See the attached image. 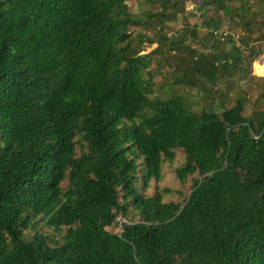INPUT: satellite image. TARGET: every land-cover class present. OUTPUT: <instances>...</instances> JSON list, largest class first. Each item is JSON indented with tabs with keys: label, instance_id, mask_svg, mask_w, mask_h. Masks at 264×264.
<instances>
[{
	"label": "trees",
	"instance_id": "1",
	"mask_svg": "<svg viewBox=\"0 0 264 264\" xmlns=\"http://www.w3.org/2000/svg\"><path fill=\"white\" fill-rule=\"evenodd\" d=\"M157 1L137 14L126 0H0V264H264V97L246 114L244 94L202 105L176 91L252 75L262 48L197 53L184 39L198 26L168 35L175 1ZM261 3L200 0L201 24L262 39ZM163 50L179 74L152 97ZM179 149L188 194H145Z\"/></svg>",
	"mask_w": 264,
	"mask_h": 264
},
{
	"label": "rangeland",
	"instance_id": "2",
	"mask_svg": "<svg viewBox=\"0 0 264 264\" xmlns=\"http://www.w3.org/2000/svg\"><path fill=\"white\" fill-rule=\"evenodd\" d=\"M172 2L175 1V7H170L169 11H174L175 17L172 21L169 23V29L167 27L165 28V32L169 34H175L176 31H180L185 23H187L189 26L196 25L197 28V37L198 41L194 40V37L190 34L191 32H188L187 38L184 39L186 41L185 43H188L190 46L195 48V52L202 53L205 55L210 54L213 52L214 49L217 48L218 51L220 49H224L225 51H228L231 49L232 45L234 44L235 47L239 48L242 52L241 55L244 56V60H249V52L252 48L255 47V45L259 46V50L262 48L263 52H258L257 55L253 58L250 64V71L252 72V75L249 74V76L245 75V78L241 79L240 71H234L233 79L231 80H218V82H215L213 84H209L208 82L206 85L210 88L212 91L211 94H207L206 91L200 90L195 87H189L185 84H176V91L179 93H196L199 94L197 97L192 98V102L196 104L197 100H200L201 104L204 105L206 103L217 102V99L219 98V94H226L228 95L225 97V100H233L234 97H237L239 95L244 94L246 96L247 102L245 105V112L246 114H249L252 110V104L256 101V99L259 100L263 99V95H261V91L264 86V82L261 80L259 76H264V73L259 71L258 64H257V58L261 55H264V37L261 39L259 38V32L264 31V0H262L261 4H256L252 6L253 10L257 11L256 16L253 18V22L251 23V27L253 28L254 32L252 33L251 38L258 37V40L251 39L247 43H245L243 40H241V37H244L247 35L248 32L243 31V33H239V24L229 23L227 27H220L217 30V33L215 34H209L208 29L201 24L202 18L199 17L200 15V6L198 5V2L200 0H171ZM255 1V0H250ZM126 2L129 5L131 12H136L137 14H142L144 9L150 8L152 10H155L158 8V1H148V0H126ZM171 5V3H170ZM205 19H209L211 15V10H208ZM221 14V12H219ZM250 14H248V17ZM236 19V18H234ZM231 21V20H230ZM232 22V21H231ZM227 29L230 34L227 32H224L223 30ZM144 31L147 35L150 37H156V32H153L152 30H144L143 28H139L138 32ZM239 33V35H237ZM229 35L232 36V41L227 42V39H229ZM157 42H153V44H143L139 45L136 44L134 48L138 51H142V53L149 52L153 48H156V45L159 44V40L155 39ZM215 40H218L219 43L216 47L212 45V43H215ZM159 41V42H158ZM144 46H146L144 48ZM150 66V69L152 70L153 78L152 81H154L155 85V92L151 94L152 97L161 94L159 91L163 88L164 81L169 80L170 78H174V76H178L179 71H177L174 68L175 63V57H173L168 50H163L155 57ZM254 65V68H253ZM246 66V65H245ZM250 72V73H251ZM200 77V76H199ZM239 77V78H238ZM229 82V83H228ZM162 92V91H161ZM191 96L193 94H190ZM228 103V102H227ZM152 109L147 106L144 108V114H147L151 112ZM184 161V154L179 149L176 151V157L172 162H165L162 166V177L159 181H155L154 179L150 180L148 186L143 190L145 194L152 195L157 190H161L163 188H169L171 190L170 193H165L164 198L166 200H178L180 201L182 197L185 194H188L189 189L191 188V179L188 178L185 183H181L176 177L174 173V169L182 164ZM141 186V184H140ZM115 230V229H114Z\"/></svg>",
	"mask_w": 264,
	"mask_h": 264
},
{
	"label": "built area",
	"instance_id": "3",
	"mask_svg": "<svg viewBox=\"0 0 264 264\" xmlns=\"http://www.w3.org/2000/svg\"><path fill=\"white\" fill-rule=\"evenodd\" d=\"M256 60H257L259 71L264 73V55L259 56ZM253 68H254V65H253ZM117 221L119 224L117 230L120 231L121 223L126 222V220L123 216L120 215L118 216Z\"/></svg>",
	"mask_w": 264,
	"mask_h": 264
}]
</instances>
